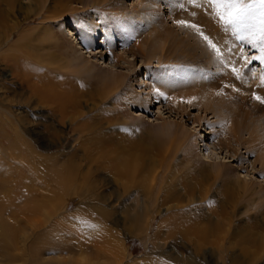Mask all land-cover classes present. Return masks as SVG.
I'll return each mask as SVG.
<instances>
[{
  "label": "rangeland",
  "instance_id": "1",
  "mask_svg": "<svg viewBox=\"0 0 264 264\" xmlns=\"http://www.w3.org/2000/svg\"><path fill=\"white\" fill-rule=\"evenodd\" d=\"M16 1V15L9 14L6 22H17L27 13L30 17H26L24 28L35 36L38 33L39 37L32 41L34 49L15 45L13 42L17 36L0 38V111L14 120L19 118L17 121L25 131L22 132L24 137L36 144L35 152L42 155L36 157V167L40 169V161L45 156H58L57 161L63 162L68 155L75 154L78 155L77 163L83 172H87L90 165L83 155L85 146L92 145L100 135L104 138L101 145H109L113 140L111 144L114 145L119 141V152H122V146L132 148L134 145L133 148L140 149L147 146L151 154L144 156V172L138 173L136 178L147 177L148 192L154 189L153 179L155 190L160 188L155 200L146 195L147 191L119 180L106 163H92L97 166L103 164L101 172L96 173L103 198L91 200L89 205L82 203L79 197L70 198L67 213L79 215L89 209L91 212L87 216L98 224L90 226L83 222L78 226L73 225L74 220L58 223L63 227L60 228L59 239L71 245L79 243L78 249L83 253H78L76 258L92 260L91 257L98 255V248L108 241L116 244V252L102 253L96 259L108 264H264V147L250 150L244 142L249 134L242 125L245 119L254 123L261 119L264 124L263 103L254 99V96L262 98L256 93L258 90L264 92L261 81L264 78V23L259 13L249 21L253 35L237 40L235 49L238 56L217 59L223 63L219 68L201 58L203 54L198 48L200 59L193 60L190 65L189 62L184 64L185 57L182 51L176 50L177 43L173 44V41L166 48L171 61L163 55L161 48L150 57L148 50L154 47L147 43L153 32L143 23L157 21L162 16L170 30L184 37L182 26H177L175 21H185L188 17V21L195 22L200 16L199 22L212 28L206 33L214 36L213 30H220L219 41L223 42L225 34L220 25L227 32L229 29L226 28L232 26L226 25L216 15L207 0H196L195 5L188 0H155V14L150 17L133 15V8L146 0ZM252 2L245 0V3ZM194 7L200 9L199 15L194 14V9L192 11ZM56 9L57 12L54 11ZM127 22L143 23L134 38L129 36L133 33L126 30L124 24ZM256 22L260 26L252 30L251 26ZM117 28L120 31L115 35ZM69 29L78 31L73 37L75 41L66 37ZM104 30L111 36L110 45L104 41ZM229 34L230 38L238 37L236 31ZM169 37L170 33L165 40ZM139 41L142 49L137 46ZM76 42L86 51L79 56L83 61L71 53L69 44L75 46ZM253 55L260 57L245 60V57ZM239 58L253 69L261 70L257 71L262 72L260 80L251 74L247 76L246 65ZM85 60L90 71L81 68ZM183 65L184 70L195 74L207 67L206 74L200 73L199 79L210 84L216 101L224 99L225 104L221 108L224 112L205 109L185 99L180 100V105L174 104V96L182 90L179 86L166 89L168 94H161L160 88H166L162 85L164 82L159 86L156 82L160 78L165 81V73L177 72L183 69ZM242 69L247 77L245 80ZM220 70L222 78L216 77ZM46 75L53 79L52 90L58 89L66 98L77 95L76 104L62 109L54 101L45 100L41 91L45 85L42 77ZM196 86L191 85L193 89L190 90ZM252 87L255 90H251ZM200 88L203 87L196 89ZM148 93L151 94L149 97ZM237 121L244 131L240 140L230 132ZM86 122L91 129L79 127ZM54 135L56 139H51L52 144L42 141H49ZM167 189L173 193V199L166 203L161 198ZM146 201L152 212L140 220L136 216L137 211ZM24 204L21 201L19 206ZM97 204L108 214L107 219L97 214L93 208ZM185 215L194 218L200 227L199 233L196 230L191 234L175 231L172 220L183 219ZM148 218L152 219L149 230ZM203 233L207 234L205 240L202 239ZM106 251L110 252L109 249ZM1 256L0 264H20L14 262L15 259Z\"/></svg>",
  "mask_w": 264,
  "mask_h": 264
},
{
  "label": "bare ground",
  "instance_id": "2",
  "mask_svg": "<svg viewBox=\"0 0 264 264\" xmlns=\"http://www.w3.org/2000/svg\"><path fill=\"white\" fill-rule=\"evenodd\" d=\"M16 2H17L16 0H0V38L3 37L10 39L11 37L17 36L18 39L13 42L15 45H18L19 47L20 46L30 47L31 49H34L35 46L32 41L37 40L39 34L37 33L35 36V34L32 33L30 34L24 28L26 17H30L26 15L27 13L25 14V16H20L21 18H19L20 20H18L17 22H14L12 24H8L6 22L9 14H12L14 16L16 15V11H17ZM156 6L157 4L155 0H146V2H144L143 4H140L133 8V15L136 17L137 16L141 17L140 15H144L148 17L153 16L155 14ZM183 6L185 5L183 4ZM191 9L192 11L194 9V14L199 15L200 9L195 7ZM172 10L174 11V8ZM54 11L57 12V9ZM43 15L46 14H42V16ZM160 15H162V13H160ZM203 18L201 20H203ZM188 19L189 18L187 17L185 22H187L189 25H195L196 27L182 26L181 28H183L185 33L184 37L182 36L183 34L180 33L176 34L174 33L175 31L170 30V27L166 25L165 19L162 16L157 21L155 20L149 23L142 21L143 23H145L144 25L150 26L152 28L151 33L153 32V35L151 36V40H149V42L147 43V44L149 43L151 44V45L149 44L148 46L154 47V49L152 48V50L151 49L148 50L151 53L150 57L155 55V52L158 50V48H161V50L163 51L162 53L163 55L166 56V58L171 56L168 53V51H166V48L168 47L167 45L172 41L173 44L177 43L176 50L182 51V55L183 57H185L183 62L184 64L189 62L190 65V62H192L193 60L195 61V59H200V54H198V49H201L202 53L201 52L200 53L203 54L202 55L203 57L201 58H205L208 64L211 63L213 65H218V66L220 65L221 68L223 67L222 65L223 63L219 62L217 59L221 57L223 58V56L226 58H228V56L230 57L232 56L231 59H234V56H238L237 54L239 52H237L236 51L237 49H235L238 38L236 36L235 38L234 36L230 38V34H229L235 32L233 27L226 28L229 29V32H227L225 31L224 26L220 25L221 28L220 27L219 28L221 29L223 35L225 34V36H223L224 37V39L222 40L223 42H221V40L219 41L220 39L219 36L221 33L220 30H216V31L213 30L214 32L212 33H215L214 36H212L211 33H208L209 35H211L208 36L206 32L207 30L212 28H209V24L204 25L203 23H200L199 22L200 16L196 17V19L194 20L195 22H199L198 24L193 21H188ZM177 21H181V20L178 19L175 21V24L179 26ZM142 22L141 23L139 22L137 24H134L132 22L130 23L127 22L128 24H124L126 26V30L131 31V34L133 33V35H129V36L133 38L135 37L136 35L135 32L139 31V26L143 24ZM258 26H260L258 22L253 23L251 26L252 30H257ZM249 28H250V24L248 28L243 29L240 32L241 34L240 33L239 34L242 36L253 35ZM25 31L27 33H24ZM119 31L120 28H117L114 31V34L115 35L118 34ZM76 33H78V31L69 29L66 37L73 38ZM168 33H170V37L166 41L165 39H166V35L168 36ZM104 34H105L104 36L105 43H108V45H110L112 43V41L110 40L111 36L107 34L106 30H104ZM204 37H207L208 39L205 40ZM126 40L124 39V42ZM73 41H75V39ZM208 41H211L212 44H214L216 48L219 49L220 52L219 57L217 56V53L213 50V48L209 46ZM226 41H228L227 44ZM0 42L2 41L0 40ZM140 45L141 42L139 41V43H137V46L140 47V49H142V45L141 46ZM194 45H196V47ZM221 46L224 49H222ZM69 47L72 50L71 53L76 54L77 60L83 61L82 57L79 56H82V54L86 52L84 51V48L82 49L81 46H78L77 42L75 46L73 44L71 45L69 44ZM229 47L230 48L232 47L231 50H229L230 49ZM78 50H80L79 53ZM251 57L257 60L259 59L260 56L253 55L250 57H245L246 58L245 60H248ZM169 59L170 58H168L167 60ZM239 59L240 62H244V64L246 65V68L244 69H246L247 76L251 74L255 76V79L260 80V75L262 72L258 73L257 71H261V70L257 68H255L257 69L255 70L250 65L248 66L245 60H241V58ZM82 63L85 64L81 68L88 71L90 69L88 67L89 66L88 62L85 60V62ZM183 67H185V65H183L182 68ZM206 70H208L207 67L204 71L196 72L198 74L192 73L191 71L188 70H184V68L178 70L177 72H173V71L171 73L167 72L164 74L165 81H162L160 78L159 81L156 82V84L159 86L162 84L161 82H164V84L162 85H164V87L166 88L159 87L161 90V94H168L166 89H170L174 86L177 87L179 86L180 88H182V90H180V92H178V94L173 98L174 104L176 105H180L181 103L180 100L185 99L191 101L192 103H198L200 106H202V108L203 107L205 109L211 108L214 111H218V109H220L219 110L220 113L224 112V110H221V108L224 107L225 104L223 102L224 99L216 101L215 100L216 97L214 95V92L210 88V84H206L204 82L205 80L203 81L199 79L200 76L198 75H200V73L206 74L205 72ZM232 72L234 71L232 70ZM220 73L223 72H221L220 70V72L216 73V77L222 78L223 75H221ZM241 73L243 80H245V78L247 77H245V72L243 69L241 70ZM228 75L229 73L226 75V77ZM164 76H162V78ZM42 78L45 82V85L41 93L43 97L46 98L45 100L54 101L56 103V106L59 108L62 107L64 108L69 104L71 105L76 104L77 95L75 96L73 94L66 98L62 96V93L58 91V89L57 90L55 89V91L52 90L54 85L52 83L53 79L51 78V76L46 75ZM173 82H175L176 84H174ZM217 83H219V81ZM194 84H197L196 88L199 87H203V88H200L199 90H197L196 88H194V90H190L193 89L191 88V85ZM66 86H69V83L66 84ZM253 89L254 87L251 88V90ZM256 93H258L262 98H264V92L258 90ZM150 95L151 94L148 93V97ZM148 101L149 99L147 98L146 102ZM262 105L263 106L261 109L264 110V103ZM17 120H14L4 111H0V255L5 256L8 259H15L14 262H18L20 264H108L105 261L101 262L100 260H96L98 259L97 256H102V253L104 255L112 254L113 250L116 252V244L108 241H104V243L102 244L103 241L100 240L99 242H101L102 246L98 248L99 249V252L97 251L98 255L95 257H91L92 260H87V258L85 257L82 258L79 256L78 258H76V255L78 253H83L82 250L78 249L79 243L78 244L76 243L77 245H71L59 239L60 237L58 235L59 232L61 231L60 228L63 227L62 225L60 226L58 223L59 221L69 222L70 220H74L75 222L73 223V225L77 224L78 226H80L81 223L84 224L83 222H87L85 224H89V225L95 224L94 221H91L90 217L87 216V214L91 212L89 209L84 210L83 214H79V215L75 213H67V208L71 203L70 198L72 199L73 197H79L78 199H80L81 202L84 203L85 205H89L91 200L98 201L99 199L103 198L102 193H100L99 191L100 189L99 181L97 180V177L99 175L98 176L96 175L97 172L99 173L101 172V168L103 164L102 165L100 164L99 166L95 164L92 165V163L94 162L106 163L107 165L110 166L109 168H111L110 172L113 173L119 180H124L126 184L128 183L135 187L141 188L140 190L147 191V189L150 188L148 187L147 177L144 176L145 178L141 180H137L138 178H136V176L138 173L140 174L141 172H144L145 165L143 163V159H145L144 156H146V154L147 155L151 154V150L147 146L141 149L133 148L134 147L133 145L132 148L130 146H122L121 147L122 152H119L118 150L119 141H116L117 143H115L117 144V146L115 144L114 145L111 144L114 140L113 141L110 140L111 142L109 143V145L107 144L101 145V142L104 141L103 140L104 138H102L103 136L99 135L96 141L93 142L92 145L85 146L86 150L83 153L87 164L90 165L89 171L83 172L84 170H82L83 169L82 166H80L77 163L76 156L78 155L75 154L71 156L68 155V157L63 162L61 160H60L61 162L57 161V158L59 157L57 156L56 158V156L54 155L47 157L45 156L44 160L40 158L41 159L40 162L42 166L39 169L36 167L37 166L36 157H40L42 155H39L37 154V152H35L37 148L36 144L30 142L28 139L24 137L23 133L25 131L20 127L21 125L18 123ZM240 124H241L240 121L239 122L237 121L235 123L234 128L230 129L231 134L235 135L236 138H238L239 140L242 139L243 137L241 136V133H243L244 131L242 132L241 126L244 125L246 131L249 134L247 138H244L245 139L244 142L247 143L250 150H253V148L262 149V147H264L263 145L264 141L262 140V138L264 137L263 136L264 124L261 122V119L260 121H257L255 123L250 119L247 121L245 119V122L243 121L241 126ZM252 124L253 127L251 126ZM79 127H81L82 129H86V128L91 129V125L88 124L87 122L79 125ZM130 128L127 129L131 130ZM54 132L56 131L54 130ZM51 139L55 141L56 139L55 135L54 137L50 138L49 141L48 139L46 140L42 139V141L45 144H49V143L52 144ZM262 166L264 169V151L262 155ZM154 182L155 179H153V185H152L154 187L153 191L150 192L147 191L146 195L152 198L154 197L155 200H157L158 198L157 195H159L160 193V188L155 190ZM172 199H173V193H170V191H168L167 189L166 192H164L161 201L168 202V200L170 201ZM21 201L25 203L23 206H19V203ZM80 205L82 206V204ZM143 205L144 206H142L139 209L140 211L139 210L137 211V215H136L137 218H140V220L144 216L149 217L148 215L152 212L151 206L148 204V201H146V203ZM94 207L97 214L102 219L108 218V214L103 211L102 207L98 206V204L96 206H93V208ZM6 215H8V217H6ZM185 216H182L183 219L172 220V224H174L175 226L174 227L175 231L180 230L185 234L186 233L191 234L193 230H194L193 232H195V230L197 232L198 230L201 231L199 225L195 224V220L193 217L191 216L185 217ZM151 221L152 219L150 218L147 219L148 230L149 227L151 226ZM166 222L167 221H163V223ZM100 223L101 222H99V225ZM97 224L98 223H96L94 226H96ZM206 235L207 234L203 233L202 236L203 240H205ZM107 249H109L110 252L109 251L107 252L106 251Z\"/></svg>",
  "mask_w": 264,
  "mask_h": 264
},
{
  "label": "snow or ice",
  "instance_id": "3",
  "mask_svg": "<svg viewBox=\"0 0 264 264\" xmlns=\"http://www.w3.org/2000/svg\"><path fill=\"white\" fill-rule=\"evenodd\" d=\"M191 4H196V0H188ZM207 3L214 7L216 15L226 24L231 25L233 29L238 33V39H243L239 33L249 27V21L258 12L262 23H264V0H253L252 3H245V0H207ZM177 23L184 27H196L195 25H189L185 21H177ZM264 32V28H262ZM207 40V37H204ZM209 46L217 53L219 57V49L216 48L211 41H208ZM262 84H264V78H262ZM254 99L260 103H264V99L254 96Z\"/></svg>",
  "mask_w": 264,
  "mask_h": 264
}]
</instances>
